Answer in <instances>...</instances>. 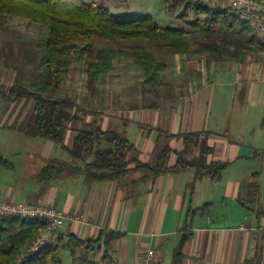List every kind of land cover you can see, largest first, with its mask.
I'll return each instance as SVG.
<instances>
[{
  "label": "crops",
  "instance_id": "crops-1",
  "mask_svg": "<svg viewBox=\"0 0 264 264\" xmlns=\"http://www.w3.org/2000/svg\"><path fill=\"white\" fill-rule=\"evenodd\" d=\"M227 34L219 56L209 54L203 42L192 43L188 54L168 55L162 83L154 90L140 85L107 90L97 84L100 104L85 106L93 112L81 119L123 133L136 147L128 158L134 154L147 163H153L165 145L180 151L184 144L177 135L202 132L210 147L206 161L228 163L219 181L197 177L192 168L143 179H138L142 172L137 170L116 180H86L83 174L63 172L41 181L38 175L46 165L81 163L43 137L37 149L20 148L17 134L37 136L27 133L30 124H24L17 113L13 116L12 108L5 110L0 138L13 148L14 156L0 152L11 163L0 165L4 170L0 195L9 201L52 206L79 218L65 220L56 229L53 242L59 244L61 264L68 234L94 240L107 231L122 236L112 241L107 252L101 240L94 243V248L103 250L99 262L92 249L71 254L69 264H139L149 247L156 251L155 264H163L166 257L171 264L178 248L185 255L183 264H264V214L257 216L240 202L256 172L258 207L264 209V47L242 31ZM116 93L133 103L111 107L109 99V104H102L103 98ZM81 120L69 123L63 139L66 146H71ZM23 150L25 156L18 159L15 155ZM198 153L193 147L186 157ZM175 159L171 152L168 165ZM204 204L208 209L203 213L199 207ZM183 232L187 236L178 245Z\"/></svg>",
  "mask_w": 264,
  "mask_h": 264
},
{
  "label": "trees",
  "instance_id": "trees-1",
  "mask_svg": "<svg viewBox=\"0 0 264 264\" xmlns=\"http://www.w3.org/2000/svg\"><path fill=\"white\" fill-rule=\"evenodd\" d=\"M191 1L165 0V4L172 11L179 7L184 9L178 17L183 18L187 10H193L196 14H203L202 19L184 20L180 26L160 28L149 15H116L93 1L0 0V31L6 27L9 17H19L46 28V33L36 43L39 51V72L36 80L29 86L11 84L3 95L10 100L25 98L30 102L34 112V119L27 127L30 136H41L60 144L73 159L81 163V166L72 167L46 165L38 175L41 181L59 176L63 172L83 174L86 180H116L137 170L142 172L138 179H143L187 168H192L197 177L206 176L212 182L220 180L228 163L206 161L210 147L206 145L202 132L177 135L182 137L183 148L175 151L165 145L153 163L140 161L134 154L128 158V153L136 150L135 145L123 133L102 129L95 123H87L85 127L74 129L72 144L66 146L63 139L69 123L79 121L93 111L72 99L53 97L65 84L72 64L81 58L86 60L85 83L90 93L113 69V62L126 56L131 58L136 67L142 69V82L151 90L162 83L166 61L157 59L142 45H135L130 50L111 47L93 49L90 41L95 38H141L150 42L161 41V46L170 54L179 55L188 54L192 43L203 42V47L209 54L219 56L227 42V33L244 31L250 27L244 21L236 22L238 16L228 13L227 8L220 9ZM236 23L239 24L238 29ZM199 24L201 26H198ZM213 25L217 26L218 30H215ZM193 147H198V155L187 158L186 155ZM171 152L176 154V159L172 165H168ZM0 165L11 166L1 153ZM251 177L246 184L245 196L240 202L247 211L259 216L264 214V209L258 207L257 173H252ZM207 209L208 204L199 207V211L203 213ZM44 225L45 223L38 219L0 214V264H61L59 244L54 242L42 245L37 251L25 253L17 261ZM121 236V233L107 231L101 232L92 240L68 234L62 245L74 255L81 250L94 249V243L101 240L102 247L107 252L112 241ZM184 257L179 248L175 249L171 264H183Z\"/></svg>",
  "mask_w": 264,
  "mask_h": 264
},
{
  "label": "rangeland",
  "instance_id": "rangeland-1",
  "mask_svg": "<svg viewBox=\"0 0 264 264\" xmlns=\"http://www.w3.org/2000/svg\"><path fill=\"white\" fill-rule=\"evenodd\" d=\"M86 2H97L107 8L112 14H142L149 15L155 21V23L160 27H176L180 26L182 21H191L195 18L202 19L203 14H196L193 10H187L183 18L178 17L179 13L184 9L176 8L175 10H170L166 7L165 0H84ZM191 1V0H190ZM192 2V1H191ZM220 9L227 8L228 13H232L238 16L236 22L244 21L247 24L248 21L242 17L241 13L232 7L228 6H216ZM238 23H236V29H238ZM198 26H201L199 24ZM250 26V24H249ZM197 27V26H195ZM193 27V29L195 28ZM214 28H218L214 26ZM250 40L260 44L264 47V43L256 36L251 26L249 29L242 31ZM46 33V28L40 24L29 22L25 19L19 17H9L8 23L4 29L0 31V124L4 120V112L8 108L13 109V116L17 113L19 117L23 118L24 124H31L34 119V112L30 106V102L25 98L10 100L3 96L8 87L11 84H19L22 86H29V84L36 80V76L39 72V67L37 64V59L39 51L37 49L36 43H38L42 36ZM199 36V34H196ZM93 49H98L102 47L111 48H122L130 50L135 45H142L144 48L149 50L154 54L157 59L161 61H166V57L170 55L168 50L161 46V41L150 42L146 39L132 38V39H101L95 38L90 41ZM86 60L81 58L80 60L74 62L71 66L69 75L66 79L65 84L60 90L53 94L54 98H68L76 101L80 105L87 106L95 102H98L99 93L97 90L89 92L86 88ZM222 76L225 73H221ZM228 74H226L227 76ZM164 72L162 73V77ZM143 71L142 69L135 66L133 61L129 56L123 57L121 59L115 60L113 62V69L106 75L104 79L99 81L98 87L101 89H130L133 86L138 87L140 85L141 89H151L148 85L142 82ZM116 93L113 97L107 96V98L102 99V104H109V99L111 100V107L121 106L126 107L133 103L131 98L119 97ZM94 100V101H93ZM90 101V103H89ZM18 117V118H19ZM90 117V116H89ZM10 119L5 121V125L9 124ZM79 128L85 127V121H80ZM1 133V132H0ZM19 137V146L24 150H34L41 146L40 139L42 137H28L24 134H17ZM21 151L18 159L25 156V152ZM13 148L4 145L2 139L0 138V152H2L8 158L14 156ZM76 162H79L76 160ZM3 168L0 167V171ZM93 257L97 262L102 259L103 250H98L94 248L92 250ZM61 257L63 264H69L72 261V255L67 249V247L61 250ZM52 264V263H48ZM163 264H170L169 259L166 257Z\"/></svg>",
  "mask_w": 264,
  "mask_h": 264
},
{
  "label": "built area",
  "instance_id": "built-area-1",
  "mask_svg": "<svg viewBox=\"0 0 264 264\" xmlns=\"http://www.w3.org/2000/svg\"><path fill=\"white\" fill-rule=\"evenodd\" d=\"M210 7L228 6L237 9L248 21L256 36L264 43V0H192ZM0 214L17 215L34 218L45 223L44 227L34 236L17 261L27 252L37 251L42 245L54 241L56 229L65 220L79 219L74 215L44 204H27L21 201H9L0 195ZM156 251L149 247L140 256L139 264H155Z\"/></svg>",
  "mask_w": 264,
  "mask_h": 264
},
{
  "label": "water",
  "instance_id": "water-1",
  "mask_svg": "<svg viewBox=\"0 0 264 264\" xmlns=\"http://www.w3.org/2000/svg\"><path fill=\"white\" fill-rule=\"evenodd\" d=\"M187 236L186 232H183L180 236L178 245H181V243L184 241L185 237Z\"/></svg>",
  "mask_w": 264,
  "mask_h": 264
}]
</instances>
